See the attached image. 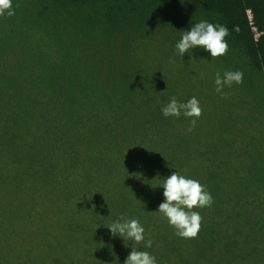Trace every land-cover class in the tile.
<instances>
[{
    "label": "trees",
    "instance_id": "16d2710c",
    "mask_svg": "<svg viewBox=\"0 0 264 264\" xmlns=\"http://www.w3.org/2000/svg\"><path fill=\"white\" fill-rule=\"evenodd\" d=\"M11 2L14 15H0V264H124L132 242L107 227L120 217L140 222L153 243L134 247L157 264H264V0ZM201 20L228 28L225 55L176 54ZM225 71L243 72L241 104L207 119ZM172 97L198 99L191 132L189 118L162 115ZM175 171L212 196L194 209V239L157 211Z\"/></svg>",
    "mask_w": 264,
    "mask_h": 264
},
{
    "label": "clouds",
    "instance_id": "9594fccd",
    "mask_svg": "<svg viewBox=\"0 0 264 264\" xmlns=\"http://www.w3.org/2000/svg\"><path fill=\"white\" fill-rule=\"evenodd\" d=\"M12 16L11 0H0V15ZM238 30V29H237ZM229 30L224 25L212 24L201 20L191 26L190 30L181 34L180 40L175 44L176 54L183 56L184 53L194 48H203L210 53L211 59L215 60L225 55L228 44L225 37L229 36ZM243 82L242 71H225L223 76L216 73L214 79L215 91L226 97L223 92L225 87H232ZM164 117L179 118L183 115L190 119L191 132L196 125V120L202 115L197 98L192 97L186 102H179L172 97L168 103L161 108ZM164 200L158 206V212L167 220L175 232L174 234L182 239H194L198 236L201 228L202 217L194 209L209 207L212 204V196L206 191L205 186L199 181L186 178L178 172L171 173L162 184ZM113 236L119 235L125 241L132 242V250L124 261V264H157L156 258L147 251L137 250L134 245L144 244L145 248L152 247V240H144V228L136 219L126 220L123 217L107 225Z\"/></svg>",
    "mask_w": 264,
    "mask_h": 264
},
{
    "label": "rangeland",
    "instance_id": "374dc122",
    "mask_svg": "<svg viewBox=\"0 0 264 264\" xmlns=\"http://www.w3.org/2000/svg\"><path fill=\"white\" fill-rule=\"evenodd\" d=\"M253 30H255V33L258 34L257 29ZM199 72L200 71L197 70L188 74H192V76H197ZM228 89L229 87H225L223 89V92L227 94L226 97L222 96L221 94H218V97H211L209 98V100L204 102V110L207 119H217L219 114L221 117L226 118L235 113L237 106L241 104V97L235 92V90L232 89V87L229 90ZM242 118L243 120L245 119L244 116ZM259 160L261 161V168L264 176V155L261 156ZM227 264H233V262L227 260Z\"/></svg>",
    "mask_w": 264,
    "mask_h": 264
}]
</instances>
